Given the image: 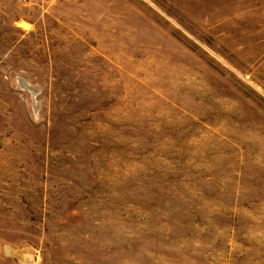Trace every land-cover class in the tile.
<instances>
[{"label": "rangeland", "instance_id": "obj_1", "mask_svg": "<svg viewBox=\"0 0 264 264\" xmlns=\"http://www.w3.org/2000/svg\"><path fill=\"white\" fill-rule=\"evenodd\" d=\"M0 264H264V0H0Z\"/></svg>", "mask_w": 264, "mask_h": 264}]
</instances>
